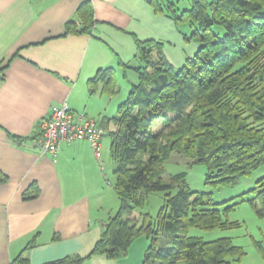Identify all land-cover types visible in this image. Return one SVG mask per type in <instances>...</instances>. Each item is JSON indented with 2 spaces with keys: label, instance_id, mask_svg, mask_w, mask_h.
I'll return each mask as SVG.
<instances>
[{
  "label": "trees",
  "instance_id": "16d2710c",
  "mask_svg": "<svg viewBox=\"0 0 264 264\" xmlns=\"http://www.w3.org/2000/svg\"><path fill=\"white\" fill-rule=\"evenodd\" d=\"M149 4L155 14L195 26L185 40L194 39L199 48L174 71L162 42L134 38L138 82L117 107V116L105 128L99 124L110 139V158L118 163L113 189L119 208L104 222L87 257L48 264H78L92 256L115 261L141 237L148 240L142 264H239L244 251L230 238L205 241L189 231L238 227L224 215L240 202L264 216V177L222 208L225 202L192 191L186 173L166 176L164 170L170 156L178 154L205 167V184L217 187L264 165V0H192L179 16L172 2ZM94 24L91 3L84 0L76 20L65 24L64 36L90 34ZM213 27H221L223 34ZM89 84L91 94L98 89L109 97L117 94L112 68L98 70ZM7 179L0 171V184ZM155 192L163 193L157 217L141 212L138 223L135 209H143ZM36 194L28 191L26 199ZM169 234L172 246H159V238ZM259 252L264 259V249ZM23 253L12 264H28Z\"/></svg>",
  "mask_w": 264,
  "mask_h": 264
},
{
  "label": "crops",
  "instance_id": "0c3cea01",
  "mask_svg": "<svg viewBox=\"0 0 264 264\" xmlns=\"http://www.w3.org/2000/svg\"><path fill=\"white\" fill-rule=\"evenodd\" d=\"M83 1L0 0V171L8 178L0 184V264L23 251L28 264L85 258L106 221L91 211L89 190L97 194L106 175L88 142L44 155L34 146L38 124L66 104L105 128L113 115L100 89L90 93V80L134 57V38L152 39L154 23L167 17L149 0H88L91 33L64 36ZM32 190L36 196L26 199ZM138 240L115 261L92 256L78 264H142L147 240Z\"/></svg>",
  "mask_w": 264,
  "mask_h": 264
},
{
  "label": "rangeland",
  "instance_id": "374dc122",
  "mask_svg": "<svg viewBox=\"0 0 264 264\" xmlns=\"http://www.w3.org/2000/svg\"><path fill=\"white\" fill-rule=\"evenodd\" d=\"M167 1L175 4V14L179 16L183 10L190 8L192 0ZM154 24L157 26L155 28L153 27V34H151V37L163 43V55L172 65L174 71H177L185 63L186 59H190L195 55L199 48V44L194 39L185 40V37L191 35L195 26H191L188 23L176 24L175 21L169 17L165 19L162 17L159 23L157 22ZM212 30L219 34H223V29L221 27H213ZM120 64H128L130 68L124 69ZM120 64L112 67L116 80L117 94L112 97L106 95L103 97V99L108 101V113L110 116L113 115L112 117L117 116L116 108L127 97L131 85L137 84L138 82L137 73L134 69L140 65L139 61L134 59V57L125 58V56H122ZM97 104V101L90 102L91 107ZM159 129L160 125L153 128L154 132L159 131ZM99 166L103 167L106 180L103 181L102 189L98 191L97 194L92 190H89V193L92 195L91 211L93 213V219L105 221L109 216L114 215L119 208V200L113 189L115 183L114 171L118 167V163L110 158L109 139L106 134L103 138ZM164 170L166 176H172L183 172L186 173V182L192 191L209 193L214 203L225 202L221 206L222 208L233 205L238 196L255 187L256 182L264 177L263 165L248 176L237 177L230 185L213 187L205 184L207 175L205 167L195 164L191 165L187 159L178 154H172L170 156L164 163ZM162 205L163 193H152L149 195L147 204L143 209H135L133 217L135 221L138 222L140 220V213L145 212L148 213L152 219H155ZM224 218L230 222H237L239 226L226 231L218 229L210 231L191 229L189 231V236L200 237L205 241L230 238L235 246L241 247L244 251V256L241 258L239 264H264V259L259 252V247L264 249V216H258L247 202H240L234 209L228 211L224 215ZM170 236L171 234L167 237L159 238L158 245L171 247L172 243ZM144 240L147 239L141 237L138 242H144ZM147 246L148 240L146 248Z\"/></svg>",
  "mask_w": 264,
  "mask_h": 264
},
{
  "label": "built area",
  "instance_id": "2783aa9c",
  "mask_svg": "<svg viewBox=\"0 0 264 264\" xmlns=\"http://www.w3.org/2000/svg\"><path fill=\"white\" fill-rule=\"evenodd\" d=\"M38 127L39 136L34 146L40 153L55 157L61 144L86 141L96 161H101L103 130L95 120L73 113L66 104L54 108L49 117L39 122ZM99 168L103 171L102 166Z\"/></svg>",
  "mask_w": 264,
  "mask_h": 264
}]
</instances>
